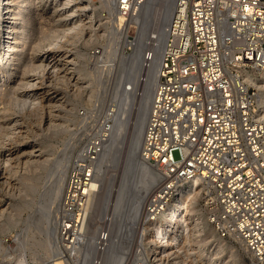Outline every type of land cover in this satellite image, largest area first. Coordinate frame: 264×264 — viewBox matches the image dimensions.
<instances>
[{"label": "built area", "instance_id": "2783aa9c", "mask_svg": "<svg viewBox=\"0 0 264 264\" xmlns=\"http://www.w3.org/2000/svg\"><path fill=\"white\" fill-rule=\"evenodd\" d=\"M139 1L97 0L111 10H100L104 42L90 50L111 91L79 114V142L53 210L59 253L46 264H76L68 251L86 241L87 191L113 126L112 92H132L128 63L137 27L131 19ZM156 59L139 157L160 178L143 202L142 242L129 264H156L159 256L167 264L165 253L145 240L159 244L160 216L194 196L219 239L264 263V122L256 118L259 91L247 82L264 72V0H174L163 32L153 29L143 40L138 84Z\"/></svg>", "mask_w": 264, "mask_h": 264}, {"label": "rangeland", "instance_id": "374dc122", "mask_svg": "<svg viewBox=\"0 0 264 264\" xmlns=\"http://www.w3.org/2000/svg\"><path fill=\"white\" fill-rule=\"evenodd\" d=\"M95 2L99 6L97 0ZM78 8L75 0H65V2L64 0H30L28 10L21 11L24 16L26 12H30L32 29L24 37L16 52L17 54L22 53V59L16 66L13 78L4 83L0 81V210L7 207V215L0 219V264H46L45 260L48 257H43L46 256L44 255L45 231L48 226L41 216L40 207L50 205L48 193L52 189V184L57 180L58 167L63 163L64 156L69 155L70 160L77 147L79 139L75 138L74 131L80 120V112L91 108L94 103L97 104L104 95L108 97L110 95L112 81L110 79L104 82L102 79L106 76L96 72L99 68L93 62L95 61L92 55L94 51L90 50L92 45H102L104 42L103 19L97 21L92 27V35H86L77 43L80 52L77 66L81 68V72L77 74L73 72L71 65H64L66 60L71 59L73 53L71 46L75 30L85 22L86 18L84 12ZM153 29L156 30L157 27L151 28L150 31ZM88 36L92 38L90 37L89 40ZM1 42L0 65L4 62ZM98 52L101 56H106L107 53V51L100 50ZM20 79L21 81H18ZM49 109L53 110V117L56 118L55 123L57 124L51 128L47 127ZM133 112L131 118L134 117ZM128 130L120 150L117 166H113V169L110 166L104 167L103 174L101 173L103 183L109 177L114 176L110 191L111 200L115 197L122 175ZM69 142L73 145H69ZM28 144L34 146L35 152L31 155L32 157L21 156L19 160L8 161V158L14 157L11 154L14 149L29 150L25 147ZM173 156L176 159L177 153L174 152ZM23 161L25 163L27 161V164L25 165ZM105 175L107 179L105 178L104 181ZM55 206L51 205V208L54 210ZM196 207L199 208L197 201ZM102 227L105 229V225ZM210 229L215 238L219 239L211 226ZM204 238L207 243L202 260L207 262L208 259H212L209 264H222L223 262L224 264H259L233 242L222 240L221 253H217L216 240H208L205 233L198 234L191 240L201 243ZM174 249L165 257L167 264L174 255ZM230 250L234 254L233 257H229ZM179 254L190 264L196 257L185 249ZM194 263L196 264V261L192 264ZM197 264L200 263L197 262Z\"/></svg>", "mask_w": 264, "mask_h": 264}, {"label": "bare ground", "instance_id": "6f19581e", "mask_svg": "<svg viewBox=\"0 0 264 264\" xmlns=\"http://www.w3.org/2000/svg\"><path fill=\"white\" fill-rule=\"evenodd\" d=\"M75 1L78 3V10L84 12L86 18L85 22H82L83 24L78 27L77 30H75L76 32L74 31L75 36H73L71 46L73 53L71 55V59L66 60L64 62V65H71L73 72L79 74L81 72V68H78L79 66H77V63L80 52L77 47V43L86 35H92V27L95 25V23H97V21H99L100 10L105 9L107 11H110L111 8H102L101 6H98L96 4L95 0ZM173 2L174 0H141L135 6V17L131 19V23L136 25L137 27L135 37L136 48L131 60L128 63V71L133 81L132 92H124L118 87L115 88L112 92V101L114 102L113 126L109 135V139L104 144L95 164L96 178L89 185V190L87 189V192L90 194V196L86 205V227L84 228L86 241L81 245L78 244L75 247H71L68 251V253H73V262L76 264H95L94 262H96V260H99L98 264H129L132 258L135 256L138 243L142 242L140 240V237L137 235L139 215L146 196L158 183L160 175L149 165L143 163L139 157L141 138L152 96L155 68L157 64L156 59L153 65L146 71H144V82L138 84V76L141 72L140 48L143 40L151 33V28L156 26V32L158 35L163 32V29L170 19ZM29 4L30 0H0V41H2L1 43L4 51V62L0 65V81H2L3 83L13 78L16 71V66L22 59V53L17 54L16 52L18 51V47H20L19 45L23 41L24 37L32 29L30 23V12H26L25 16L22 15L21 12L28 10ZM90 37L92 38V36H88L89 40ZM85 43L88 45L87 42ZM30 62H32L31 58ZM24 65H26V63H24ZM23 67L20 68L23 69ZM20 71L22 73V70ZM36 71L37 70H35V72ZM96 72H98V70ZM18 81H21V79ZM247 82L248 84L253 85L255 88H257L259 91V103L256 110V118L264 122V72L260 75L259 78L248 76ZM103 83H101L102 86ZM101 87L100 89H103ZM132 111H134V117L131 118ZM53 116V110L49 109V120L47 127L51 128L52 126L57 125L55 123L56 118H54ZM129 125L130 128H128ZM127 130L129 132L124 152L122 175L119 179V185L116 190V194L114 193L115 197L113 200H111L110 197L112 195H110V191L112 189L111 186H113L112 181H114V176H112L113 178L109 177L108 180L105 181V175V183H103V179L101 180V175L103 174L102 172L104 167L110 166V168L113 169V166H117V163L119 161L118 157L120 154V150L122 149ZM70 144L72 143L69 142V145ZM25 147L29 148V150L21 151L18 148L14 149V152L11 153L12 155H14V157H12L11 159L8 158V161L17 160L21 156L30 157L35 152L33 150V145L28 144ZM23 163L26 165L27 161L26 163L23 161ZM68 163L69 155L68 157L64 156L63 163L60 164L57 170V180L52 184V189L48 193V197L50 198V205H44L40 207L41 216H43L42 218H44V220L46 221H44V223H46L48 226L45 231L46 248H44V255L46 256L43 258H51L59 253L55 233V219L53 217L54 211L53 208H51V205H57L62 195L63 187L66 181V171ZM190 185L192 186L194 185V183L191 182ZM196 198L197 196H194L192 198H182L180 202H177L175 205L169 207L160 216V229L159 231H156L157 238H160L159 244H157L156 240L151 238H147L145 240V245H149L150 249L153 250H157L158 248L160 252L158 254H162V256H167L168 252L175 248L174 255L168 264H190L186 262V260L179 254L184 249L187 252H190V254L192 253L196 255V257L193 259V262L196 261V264L197 262H199L200 264H209L212 259H208L207 262L202 260L207 243L205 241V238L203 242L200 241L201 243H195V241L191 240L192 237H195L198 234L202 233H205V236L208 240H216V245L218 246L217 253H221L220 251L223 246V241L216 239L215 235H213L210 229V225L206 221L204 214L195 205ZM6 215L7 207L6 209L4 208L0 210V219L5 217ZM103 225H105V229L102 227ZM228 254L229 257L234 256L231 250L228 252ZM153 260L157 261H155L156 264H162L163 262L161 256ZM21 261L20 263H22ZM55 264L60 263L55 262ZM222 264H224V262Z\"/></svg>", "mask_w": 264, "mask_h": 264}]
</instances>
